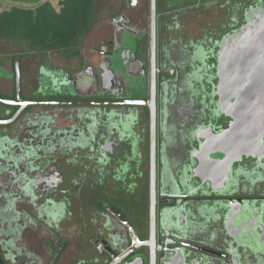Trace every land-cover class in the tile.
<instances>
[{"label": "flooded vegetation", "instance_id": "af4514ba", "mask_svg": "<svg viewBox=\"0 0 264 264\" xmlns=\"http://www.w3.org/2000/svg\"><path fill=\"white\" fill-rule=\"evenodd\" d=\"M162 1L154 26L151 1L147 14L132 1L110 39L71 58L0 53V264H264V153L200 159L232 123L220 43L264 0L229 2V30L187 40L188 5Z\"/></svg>", "mask_w": 264, "mask_h": 264}, {"label": "water", "instance_id": "95a60500", "mask_svg": "<svg viewBox=\"0 0 264 264\" xmlns=\"http://www.w3.org/2000/svg\"><path fill=\"white\" fill-rule=\"evenodd\" d=\"M155 6L156 0H151L153 26ZM123 20L117 18L113 22L118 26L116 38L125 47L133 49L135 33L120 26ZM232 35L225 37L224 43L221 41L215 63V74L219 79L215 87L218 108L232 123L227 131L204 145L200 159L208 166L218 161L212 159L216 151L223 155L222 161L229 166L244 156H261L264 153V7L257 15L249 16L239 29V37ZM230 38L236 39L229 44ZM0 101L8 103L2 97ZM218 143L224 148L214 149ZM170 264H182V260L175 258Z\"/></svg>", "mask_w": 264, "mask_h": 264}, {"label": "trees", "instance_id": "16d2710c", "mask_svg": "<svg viewBox=\"0 0 264 264\" xmlns=\"http://www.w3.org/2000/svg\"><path fill=\"white\" fill-rule=\"evenodd\" d=\"M97 2L61 0L58 9L46 2L36 9L13 7L0 12V42H20L31 51L61 58L77 56L96 25Z\"/></svg>", "mask_w": 264, "mask_h": 264}, {"label": "rangeland", "instance_id": "374dc122", "mask_svg": "<svg viewBox=\"0 0 264 264\" xmlns=\"http://www.w3.org/2000/svg\"><path fill=\"white\" fill-rule=\"evenodd\" d=\"M117 0H99L97 8V22L103 20V18L109 17V15L117 9L116 6ZM36 4H40L41 0H34ZM52 6L58 9V5L61 0H50ZM44 2V3H46ZM209 0H186L188 5L187 10L180 15V26L183 28V37L185 40L193 38L199 39L203 32L215 30L218 34H221L225 30H229L231 27L232 21L229 19L231 16L230 5L233 0H214L213 5L209 6H198L201 3H205ZM26 4H29L30 1H26ZM43 5V4H42ZM12 7L9 6L8 0H0V12L10 10ZM99 18V19H98ZM96 20V19H95ZM96 22V23H97ZM104 25H100V28ZM108 28V27H107ZM96 30V33H98ZM109 30V29H106ZM3 51L8 52H17L18 54L22 53V58L25 57L28 60L27 63H37L35 60V53L31 52L27 45L20 42H0V53Z\"/></svg>", "mask_w": 264, "mask_h": 264}, {"label": "crops", "instance_id": "0c3cea01", "mask_svg": "<svg viewBox=\"0 0 264 264\" xmlns=\"http://www.w3.org/2000/svg\"><path fill=\"white\" fill-rule=\"evenodd\" d=\"M26 1H30V3L26 4L25 3ZM46 1H50V0H41L40 4H36V2H34V0H8L9 6L12 8L18 7V8H28V9H36V8L40 7L42 4H44V2H46ZM132 1L133 0H117L116 6H118V7L116 10H120L119 8H121V7H127L128 5L131 4ZM148 1L149 0H143V3H142L141 10L144 14H147V12H148ZM163 1H165V0H163ZM183 1H184V4H186V0H183ZM162 5H164V4L162 3ZM115 11H113L111 14H113ZM95 13L97 14V8H96ZM111 14L109 15V17L103 18L102 21L96 23V25L94 26L92 31L86 36V39L83 43L84 49H92V48L98 47L99 44L103 40L110 39L111 34H112V21H111L112 16H111ZM96 19H97V17H96ZM100 25H104V27H102L98 30ZM106 29H109V30H106ZM96 30H98V33H96ZM1 42H5V41H1Z\"/></svg>", "mask_w": 264, "mask_h": 264}, {"label": "bare ground", "instance_id": "6f19581e", "mask_svg": "<svg viewBox=\"0 0 264 264\" xmlns=\"http://www.w3.org/2000/svg\"><path fill=\"white\" fill-rule=\"evenodd\" d=\"M214 135V134H213ZM211 139V138H210ZM264 155V154H263Z\"/></svg>", "mask_w": 264, "mask_h": 264}, {"label": "built area", "instance_id": "2783aa9c", "mask_svg": "<svg viewBox=\"0 0 264 264\" xmlns=\"http://www.w3.org/2000/svg\"><path fill=\"white\" fill-rule=\"evenodd\" d=\"M133 1H135V0H133Z\"/></svg>", "mask_w": 264, "mask_h": 264}]
</instances>
